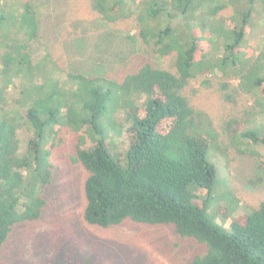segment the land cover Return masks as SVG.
<instances>
[{
	"label": "trees",
	"instance_id": "16d2710c",
	"mask_svg": "<svg viewBox=\"0 0 264 264\" xmlns=\"http://www.w3.org/2000/svg\"><path fill=\"white\" fill-rule=\"evenodd\" d=\"M253 1L93 0L107 24L133 18L154 54L174 56V71L145 61L115 80L65 70L40 51L37 0H0V248L16 225L41 217L51 158L75 133L71 160L88 173L85 222L172 226L197 246L184 264H264V201L228 230L209 217L217 167L208 154L216 144L201 128L191 90L206 72L239 81L254 103L227 122L228 134L264 151V125L251 128L264 117V53L247 45ZM229 6L233 14L221 16ZM222 88L234 102L230 83ZM23 128L30 131L25 146ZM124 132L121 155L115 148ZM241 153L257 160L251 185L263 183L264 153Z\"/></svg>",
	"mask_w": 264,
	"mask_h": 264
},
{
	"label": "rangeland",
	"instance_id": "374dc122",
	"mask_svg": "<svg viewBox=\"0 0 264 264\" xmlns=\"http://www.w3.org/2000/svg\"><path fill=\"white\" fill-rule=\"evenodd\" d=\"M37 1L43 10L40 51L51 53L63 69L115 80H121L127 70L145 61L174 71V56L154 54L139 37L133 18L107 24L94 9L93 0ZM253 2L247 45L250 52L259 56L264 53V0ZM232 14L231 6L220 13L223 17ZM227 82L234 102L225 97L222 84ZM191 86V90L197 91L192 103L200 113L201 128L216 144L208 154L217 167L209 217L228 230L235 218L264 201V182L256 186L250 183L259 174L257 160L241 153L242 149L262 154L264 151L242 139H231L227 131V122L240 117L254 99L240 91L239 81L231 82L221 73H202ZM235 89L239 90L238 95ZM262 125L264 117L259 116L251 128ZM29 132L26 128L19 131L22 146L26 145ZM64 136L65 144L51 158L53 177L43 192L46 204L42 215L36 221L15 226L0 248V264H184L197 246L177 237L172 226H150L127 220L103 229L85 222L84 184L88 173L71 160L75 133ZM123 139L125 132L114 143L115 153L124 155L125 145L120 143Z\"/></svg>",
	"mask_w": 264,
	"mask_h": 264
}]
</instances>
